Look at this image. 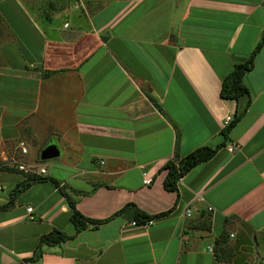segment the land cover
<instances>
[{
	"label": "crops",
	"instance_id": "1",
	"mask_svg": "<svg viewBox=\"0 0 264 264\" xmlns=\"http://www.w3.org/2000/svg\"><path fill=\"white\" fill-rule=\"evenodd\" d=\"M12 1L0 207L16 196L0 209V264H264V45L243 77L249 95L221 97L262 38L264 0ZM244 111L226 145L166 190L165 165L221 144L226 117ZM29 139L58 146L54 170L8 165L22 164L12 158ZM26 173L57 180L82 215L105 222L77 233L53 182L15 191ZM167 212L149 225L137 217ZM53 230L72 239L29 261ZM223 234L226 260L215 254Z\"/></svg>",
	"mask_w": 264,
	"mask_h": 264
},
{
	"label": "trees",
	"instance_id": "2",
	"mask_svg": "<svg viewBox=\"0 0 264 264\" xmlns=\"http://www.w3.org/2000/svg\"><path fill=\"white\" fill-rule=\"evenodd\" d=\"M263 45H264V33L256 49L254 50L253 54L250 56V58L246 62L236 65L233 71L223 80L222 89H221L222 98L239 100L241 97L245 95H249V90L243 83V77L247 72L253 69L255 56L262 49ZM244 114L245 111L242 112L238 117H236L232 122L229 123V125L223 131L224 141L218 146L214 148L205 146L190 153L182 160L169 161L164 167V169L168 171L164 182L165 189L168 191H177V184L182 177H184L191 169H193L198 164L210 160L218 152L220 148L225 146L226 142L229 139V133L232 127L234 126L235 122L238 121ZM39 160H40V153L37 161ZM43 181L53 182L59 188L61 193L66 197L69 207L71 209L70 221L75 226L77 233H80L81 231L87 229L89 226L97 228L100 224L105 222V221L90 219L82 215L76 208V202L65 191V188L61 187L60 183L53 178L42 177L41 175H38L36 173H26V180L19 183L15 191L21 192L26 188H28L30 185ZM15 196L16 193H12L11 201L6 205L1 206L0 209H5L10 207L14 202ZM168 214L169 212L162 213L156 216H147L142 213L141 214L138 213L137 217L139 221L146 222V221H153L155 218L163 217ZM70 239H72V236H69L66 233L59 230H53L50 234L44 235L40 238L37 249L34 252V256L31 259H29V261H35V262L40 261L44 253L45 247L60 246L63 242H66L67 240ZM226 239H227L226 235L223 234L215 242L216 245L215 254L217 258L220 260L227 259L223 255H220L221 252L223 253L229 251V246L227 245Z\"/></svg>",
	"mask_w": 264,
	"mask_h": 264
},
{
	"label": "rangeland",
	"instance_id": "3",
	"mask_svg": "<svg viewBox=\"0 0 264 264\" xmlns=\"http://www.w3.org/2000/svg\"><path fill=\"white\" fill-rule=\"evenodd\" d=\"M10 1H12V0H8V3H10ZM19 1L26 5V1H28V2L31 1V3L33 2V4H34L38 0H19ZM56 1H57V3L60 2V5L64 4L63 0H56ZM3 2H4V0H0V73H3V69L5 68V61L3 58V54L1 52V47L13 39V32H12L10 26H8L4 20V15H3L4 3ZM12 2H14V1H12ZM9 9L11 12L16 13L15 10L11 6H9ZM67 10H69V9H65L64 10L65 12L64 11L61 12L64 20H66L69 17L68 12H66ZM16 15L18 17V13ZM26 123L27 122H23L22 124L25 125ZM24 125H23V127H24ZM23 139L24 138H22V140ZM37 141L38 140H35V139H29V140L24 141V142L21 141V143H19V147L21 144H23L27 148L28 154L25 156L21 155L22 156L21 157L20 153H19V154H17L18 157L12 158V160L16 159L18 161V163L24 164V166H26V168L31 172H35L37 170L39 171V169L41 167H44V166L45 167L47 166L49 169L54 170L56 168V166L53 167L54 163H56V161L58 159H53V160H48V161H41V160L37 161V159L39 157V153L41 152L40 151L41 149H40L39 145L37 144Z\"/></svg>",
	"mask_w": 264,
	"mask_h": 264
},
{
	"label": "built area",
	"instance_id": "4",
	"mask_svg": "<svg viewBox=\"0 0 264 264\" xmlns=\"http://www.w3.org/2000/svg\"><path fill=\"white\" fill-rule=\"evenodd\" d=\"M232 119H233V118H232L231 116L226 117L224 124H225V125H229V123L232 121ZM20 148H21V153H22L23 155L28 154V150H27V148H26L23 144L20 145ZM228 148H229L230 151H235V150L237 149L236 146H232V145H230ZM8 165H11V166H14V167H18V169L21 170V171L29 172V170L26 168V166H24V165H22V164L16 166V162H13V163H11V164L9 163ZM38 172H39V174H41V175L45 174V172H46L45 167H41V168L39 169ZM151 182H152L151 179H145V180H144V183L147 184V185H150ZM209 210H212V209L209 208ZM27 211H28L29 213H31V212L33 211V209H32L31 207H29V208L27 209ZM187 215H188V216L191 215V211H190V210L187 211ZM135 224H136V223H134V225H135ZM149 224H151V221H147V222L144 223V225H149Z\"/></svg>",
	"mask_w": 264,
	"mask_h": 264
},
{
	"label": "water",
	"instance_id": "5",
	"mask_svg": "<svg viewBox=\"0 0 264 264\" xmlns=\"http://www.w3.org/2000/svg\"><path fill=\"white\" fill-rule=\"evenodd\" d=\"M59 156H60V149L54 143L48 144L40 152V160L41 161H48V160L57 159Z\"/></svg>",
	"mask_w": 264,
	"mask_h": 264
}]
</instances>
